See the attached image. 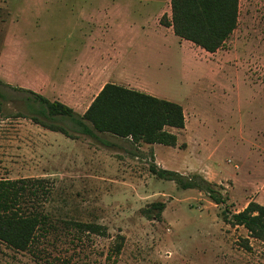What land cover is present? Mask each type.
<instances>
[{
  "label": "rangeland",
  "instance_id": "1",
  "mask_svg": "<svg viewBox=\"0 0 264 264\" xmlns=\"http://www.w3.org/2000/svg\"><path fill=\"white\" fill-rule=\"evenodd\" d=\"M238 10L237 28L211 53L160 26L171 0H0V179L52 186L45 228L26 251L0 242V264H264V241L224 222V206L149 170L199 174L231 212L264 187V0H239ZM82 36L123 40L128 74L183 106L176 146L91 137L57 117L71 138L32 119L47 112L30 91L72 104L77 118L87 110L70 85L31 83ZM153 202L165 203L161 220L143 214Z\"/></svg>",
  "mask_w": 264,
  "mask_h": 264
},
{
  "label": "trees",
  "instance_id": "2",
  "mask_svg": "<svg viewBox=\"0 0 264 264\" xmlns=\"http://www.w3.org/2000/svg\"><path fill=\"white\" fill-rule=\"evenodd\" d=\"M239 0H171V20L167 15L161 24L172 27L176 36L192 41L208 52H216L238 25ZM42 107L46 120L32 118L42 127L72 135L55 123L57 117L74 119L79 134L97 137L96 133L130 139L133 143L176 146L178 136L172 129H184L186 116L180 103L149 93L107 83L80 117L61 101L30 91ZM2 105L0 103V115ZM149 170L160 179L174 181L182 189H198L219 206L224 222L242 226L250 237L264 241V205L250 201L238 212L228 211L227 197L221 187L195 174L186 176L176 170L151 164ZM220 188V189H219ZM52 193L51 182L45 178L0 179V242L17 251H26L36 241L37 231L49 219L43 202ZM164 202H153L143 209L148 219L161 220ZM87 230L97 227L77 223Z\"/></svg>",
  "mask_w": 264,
  "mask_h": 264
},
{
  "label": "crops",
  "instance_id": "3",
  "mask_svg": "<svg viewBox=\"0 0 264 264\" xmlns=\"http://www.w3.org/2000/svg\"><path fill=\"white\" fill-rule=\"evenodd\" d=\"M167 16L171 20V16ZM167 28L173 30L172 27ZM122 42L123 40L119 38L82 36L76 39L71 46V54L58 56L56 61L53 59V62H51L52 59L48 60L45 69L41 68L39 71L32 72L34 78L31 83L41 86L60 84L62 86L60 90H67L68 86L65 85H70L72 86L71 91L78 93L77 105L86 109L107 83L146 92L147 90L140 83V78L128 74L125 68ZM126 42L133 44L134 41L125 40ZM92 93L94 95L90 96ZM68 105L72 106L70 103ZM252 192L253 195L248 198V202L240 210H243L250 201L264 205V187Z\"/></svg>",
  "mask_w": 264,
  "mask_h": 264
}]
</instances>
